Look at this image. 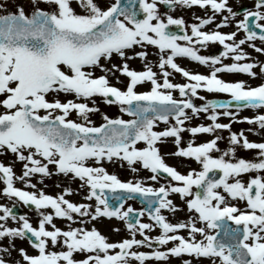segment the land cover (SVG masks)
I'll list each match as a JSON object with an SVG mask.
<instances>
[{
  "label": "snow or ice",
  "instance_id": "snow-or-ice-1",
  "mask_svg": "<svg viewBox=\"0 0 264 264\" xmlns=\"http://www.w3.org/2000/svg\"><path fill=\"white\" fill-rule=\"evenodd\" d=\"M177 6L199 7L205 16L186 23L169 14ZM229 26L233 30H220ZM209 44L220 46L218 54H201ZM246 48L264 55V0L236 10L229 0H30L11 9L0 4V156L11 154L22 164L17 175L11 162L0 161V197L12 205L0 203V264H146L182 255L209 264H264V142L232 130L234 123L264 129V62ZM178 58L208 71H189ZM135 59L143 70L129 67ZM174 73L185 82H173ZM221 73L260 83L228 81ZM145 84L147 90H137ZM200 92L228 99H206ZM97 97L131 119L101 113L102 123L95 125L90 114L100 112ZM197 99L204 103L197 105ZM241 109L257 111L239 117ZM73 112L79 120L70 118ZM202 114L209 123L191 125ZM221 117L229 122H219ZM220 131L228 132L223 151ZM200 135L211 138L197 143ZM169 140L175 150L162 154L158 145ZM237 148L254 150V158H237ZM165 155L199 168L181 172ZM116 161L150 175L122 181L103 166ZM53 175L78 180L84 202L65 198L70 187L55 196L37 188ZM137 197L143 207L125 206ZM20 204L37 213L35 226L27 214L14 212ZM165 212L187 215L173 222ZM145 216L149 222L141 220ZM55 219L67 221L66 228ZM101 219L122 222L128 237L109 240L93 223ZM155 229L159 234L149 235Z\"/></svg>",
  "mask_w": 264,
  "mask_h": 264
},
{
  "label": "rangeland",
  "instance_id": "rangeland-1",
  "mask_svg": "<svg viewBox=\"0 0 264 264\" xmlns=\"http://www.w3.org/2000/svg\"><path fill=\"white\" fill-rule=\"evenodd\" d=\"M246 1V0H244ZM30 2V0H0V4H4L6 5L7 7H9L10 9L17 3H28ZM241 4H244V2H242ZM234 26H229L228 28L229 29H233ZM247 52H249L251 54V56L253 57L254 60H259L261 62H264V55H261V54H258V53H255L252 49L250 48H247L246 50ZM138 68H142V65H139ZM258 71V70H257ZM117 75H119V73H117ZM115 83V79L110 77ZM226 79H231V80H245L247 81L249 84L251 85H257L260 83V80L259 79H250L247 75L245 74H230L229 76L225 77ZM121 79V77H120ZM123 86V84H120ZM148 85L145 84L144 86L142 87H138L139 90L141 89H147ZM207 97H215L211 94H206V98ZM51 98V97H49ZM61 100H64L66 99L63 95H61L59 97ZM73 97L69 96L67 97V99H72ZM97 99V107L100 108V112L99 113H94V114H90V119L94 122L95 125L99 126L100 123H102V120H101V113H106L107 115H109L110 117L112 118H115L116 116H122L124 119H131V117H128L127 115H124L122 113L119 112V108L118 106L116 105H107V104H104L100 101V98H96ZM235 111V109H233ZM219 111H222V110H219ZM256 111L257 110H253V109H243V110H240L239 111V117H245V116H248V117H251L253 116L254 114H256ZM70 118L74 119V120H79V117L76 116V114L73 112L70 114ZM221 123H228V118H224V117H221L220 118V121ZM200 123H204V124H207L209 123V121H207L206 119H204V116L203 114L201 115V117L199 119H193L191 121V125H196V124H200ZM160 129H162L164 127V125L161 123L159 126H158ZM249 128H253V129H256L259 134L258 135H254L252 134L251 132H248L247 129ZM245 130V135L248 137V139L252 142H264V129H257V127L255 125H249L247 123H234L232 125V130L233 131H239V130ZM219 135H221L223 137L222 140L218 141V146L220 147V149L223 151V150H226V148L228 147V132L227 131H220L218 133ZM184 136V139L187 140L189 138V134L188 133H184L183 134ZM211 137L210 136H207V135H200L198 136L196 139H197V143L199 142H202V141H205L207 139H210ZM160 147V150H161V153L162 154H166V153H169V152H172L175 150L174 148V145L171 143V141L169 140L168 142L164 143V144H160L158 145ZM236 156L237 158H245V159H253L254 156H255V152L254 150H248V151H245L243 150L242 148H237L236 150ZM165 160L166 162L168 163H171L173 164L174 166H176L181 172H187L190 168H196L198 169L199 168V165H197L194 161L192 160H187V159H183V158H177V157H172V156H168V155H165ZM0 161H2L3 163H5L6 165L9 164L10 162L12 163V166H13V169H14V172L17 174V175H20L21 174V170H22V164L21 162H16L14 160V157L11 155V154H6L4 156H0ZM121 164V162H114V163H105L104 164V167L105 168H109L110 170H115V172L117 173H122L124 174V178L126 179H134L133 176H137V175H140L142 174L143 176H146L144 175V172L143 171H139L138 173H133L130 171V169L124 164L123 166V169L120 170L119 169V165ZM136 167H139V165H135ZM51 168V166H50ZM121 168V166H120ZM54 171V169H52ZM143 170V169H141ZM39 177L38 176H34L32 178V182L33 183H37ZM244 180H247L248 179V176L245 175L243 177ZM70 181H69V178H66L64 177L63 175H53L51 177H48V178H45L44 179V184L41 185L39 183H37V188H43V190L45 191L46 194H51V192H62L63 191V188H58V190H55V185L54 184H57V185H67V186H71L70 185ZM79 183L78 181L74 182V186L75 187H78L79 186ZM17 185L19 186H24L21 182L17 181L16 182ZM46 185V187H45ZM0 187H2V184H0ZM72 189V194L71 196H69L68 198L66 199H69L71 198L73 201L79 203L80 202V199L79 197L83 198V195L85 193L86 190H76V189ZM30 191H32L33 189H29ZM79 194L80 196H78L77 194ZM174 201V203L178 204V205H181V201L179 200L178 196H175L173 195L171 197ZM0 203H7L9 206H12L11 205V202L10 201H7L6 199L0 197ZM182 206V205H181ZM238 206L242 207L243 206V202H239L238 203ZM20 207L22 209V214H27L29 217H30V220L31 222L33 223V225L35 226L36 225V222H37V213L35 211H31V210H28L23 204H20ZM179 216L177 217V213L175 214L174 216V222L177 218L180 217V219H185L186 218V215L187 213L186 212H178ZM172 216V215H171ZM107 220L105 219H101L99 221H96V222H93L95 224V226L98 228V230L105 236H107L109 238V240H121L122 238H127L128 237V233L127 231L123 230L122 227H120V231L118 233H116V236L113 237V233L112 231L109 233L105 227H104V224L105 223H108V225L110 226H113L116 225V221H109V222H106ZM54 222L57 224L58 227H61V228H66L67 226V221H63V220H60V219H55ZM79 225H76L74 224L73 227H77ZM89 227H91L92 225H88ZM159 233L155 232L154 230L149 233V235H152V236H155V235H158ZM139 236H137L138 238ZM141 238V237H139ZM22 241H19L17 240L16 243L17 245L19 246H22L24 247L29 253H33L34 250L31 249V247L27 244V242L25 241L22 242ZM141 250H144V251H149V249H145V248H142ZM163 250V249H162ZM13 256H16V253L14 252L13 253ZM184 259L187 258V260H190L191 261V264H209V261L207 259H197L195 257H192V256H188V255H183ZM18 258V257H17ZM76 258H81L80 254H76ZM183 259V260H184ZM171 261V258L169 257V259L167 261H164V263L162 264H165L167 262ZM178 260H173L171 261L170 263L171 264H174L176 263ZM146 264H159V262L157 261H150V262H146Z\"/></svg>",
  "mask_w": 264,
  "mask_h": 264
},
{
  "label": "flooded vegetation",
  "instance_id": "flooded-vegetation-1",
  "mask_svg": "<svg viewBox=\"0 0 264 264\" xmlns=\"http://www.w3.org/2000/svg\"><path fill=\"white\" fill-rule=\"evenodd\" d=\"M230 5L232 6V4H230ZM201 11H202V10L198 9L197 7H195V8L190 9L189 11H185V12L182 14V16L184 17V19H185L186 22H187V20L191 21L193 16H203V14H202ZM219 19H220V18L217 17V21H218ZM205 30H207V28H206ZM220 30L225 31V32H228L229 28H228V27H227V28H222V29H220ZM213 49H214V47H211V48H210V50H213ZM165 214H168V215L171 217V214H169V213H167V212H165Z\"/></svg>",
  "mask_w": 264,
  "mask_h": 264
},
{
  "label": "bare ground",
  "instance_id": "bare-ground-1",
  "mask_svg": "<svg viewBox=\"0 0 264 264\" xmlns=\"http://www.w3.org/2000/svg\"><path fill=\"white\" fill-rule=\"evenodd\" d=\"M22 243V242H21Z\"/></svg>",
  "mask_w": 264,
  "mask_h": 264
}]
</instances>
